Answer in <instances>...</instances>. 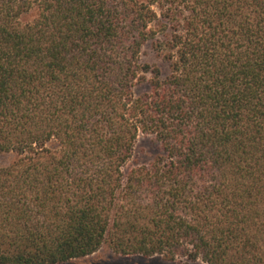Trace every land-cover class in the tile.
<instances>
[{
  "label": "trees",
  "instance_id": "obj_1",
  "mask_svg": "<svg viewBox=\"0 0 264 264\" xmlns=\"http://www.w3.org/2000/svg\"><path fill=\"white\" fill-rule=\"evenodd\" d=\"M0 154V264H264V0H0Z\"/></svg>",
  "mask_w": 264,
  "mask_h": 264
},
{
  "label": "rangeland",
  "instance_id": "obj_2",
  "mask_svg": "<svg viewBox=\"0 0 264 264\" xmlns=\"http://www.w3.org/2000/svg\"><path fill=\"white\" fill-rule=\"evenodd\" d=\"M157 152V147L151 141L150 137H140L135 145L134 156L131 165L139 163H147ZM14 157L12 155L0 154V167L8 165ZM66 264H204L200 261L186 262L178 260L172 263L163 262L159 257L142 258V257H115L103 245L96 253L89 257L68 262Z\"/></svg>",
  "mask_w": 264,
  "mask_h": 264
}]
</instances>
